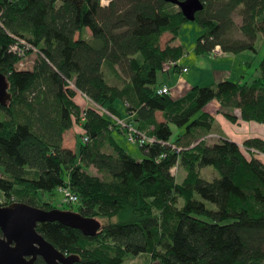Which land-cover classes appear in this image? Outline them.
I'll return each mask as SVG.
<instances>
[{
	"label": "trees",
	"instance_id": "1",
	"mask_svg": "<svg viewBox=\"0 0 264 264\" xmlns=\"http://www.w3.org/2000/svg\"><path fill=\"white\" fill-rule=\"evenodd\" d=\"M201 1L194 20L204 31L194 52L215 45L257 51L264 0ZM186 20L167 0H0V72L11 93L0 104V205L57 207L42 195L68 181L76 211L103 219L100 228L89 236L44 221L36 230L78 255L72 264H124L138 254L149 264H264V163L230 139L202 137L212 129L203 110L212 99L232 122L264 121V55L243 81L195 84L177 98L159 93V72L183 67H164L183 49L162 47L161 35L175 39ZM232 27L243 37L230 35ZM15 37L31 45L23 56L9 50ZM31 53V65L19 67ZM78 92L90 100L87 107L75 102ZM105 110L165 143L138 145L144 156L132 157L116 140L125 129ZM73 124L82 130L76 150L62 144ZM172 126L183 131L171 140ZM243 146L264 149V139L250 137ZM208 166L218 176L203 177ZM33 264L46 263L38 256Z\"/></svg>",
	"mask_w": 264,
	"mask_h": 264
},
{
	"label": "water",
	"instance_id": "2",
	"mask_svg": "<svg viewBox=\"0 0 264 264\" xmlns=\"http://www.w3.org/2000/svg\"><path fill=\"white\" fill-rule=\"evenodd\" d=\"M174 3L187 20L203 8L201 0H167ZM11 99L6 76L0 72V104ZM58 221L76 228L84 235H94L100 221L74 210L42 208L22 201L0 205V264H33L40 256L46 264H72L78 255L65 254L47 241L37 230L38 223Z\"/></svg>",
	"mask_w": 264,
	"mask_h": 264
},
{
	"label": "rangeland",
	"instance_id": "3",
	"mask_svg": "<svg viewBox=\"0 0 264 264\" xmlns=\"http://www.w3.org/2000/svg\"><path fill=\"white\" fill-rule=\"evenodd\" d=\"M106 0H100V2H104ZM234 23L236 25H239L240 23V17L237 14H234L233 16ZM204 31L203 27L198 24L195 20H186L181 24V27L179 29V32L173 41L179 42V45L182 46L183 49V56L181 58V63L179 62V65H186L189 70L188 72H179V71H173L169 70L159 72L158 79L162 82H167L169 84L175 82L178 77H183L186 79L190 84H199V85H206V84H213L215 82V77L212 74V69L217 68L215 67V63L224 61L225 57L213 59L214 56H207L206 53H196L194 52V45L196 41V37L202 34ZM230 35L234 37H243L242 34L237 30L236 27H232L230 31ZM256 52H250L248 50L242 51L241 53H244L243 58L250 60V65L245 66L247 69V75L244 77V79H247V76H250V74L255 70V67L257 66L259 60L264 55V39H262V36H258V39L256 41ZM240 53V55H241ZM35 54L31 53L28 55L24 62L25 66L31 65V62L34 60ZM27 63V64H26ZM164 67H166L164 65ZM231 69V67H230ZM233 75L231 76V79L234 80L238 75L241 73L239 72L240 69L235 66L233 68ZM89 101V100H88ZM117 106L121 104L120 100H117L115 103ZM97 106V105H96ZM99 108V106H97ZM102 111V110H101ZM81 128L77 127L76 124H73L69 129H67L63 135H62V144L71 147L73 150L77 149V141L80 138L81 134ZM182 128H178L176 126H172V136L171 140L176 137V135L180 132H182ZM210 140L208 142L214 140L208 137ZM117 142L119 145H121L129 154L134 156L137 159H141V157L144 155L142 150L139 148L137 144L130 143L126 140V138L120 134L117 137ZM193 143V142H192ZM106 150H110V148H106ZM175 169V170H174ZM174 172L177 169L175 166H173ZM90 173H95L96 171L94 169L89 170ZM181 175V170L179 173H176L177 175ZM183 174V173H182ZM201 175L207 179H211L214 176H218L217 170H215L213 167H205L201 170ZM43 199H46L48 201H51L54 205H56V208L59 209H66V210H77V203H66L61 201V195L57 190H52L51 194L45 193L42 195ZM207 206L210 208H214V206L210 203H207ZM100 223L103 222V219H99ZM150 258L149 256H146L145 254H138L135 256L129 257L124 264H149Z\"/></svg>",
	"mask_w": 264,
	"mask_h": 264
},
{
	"label": "crops",
	"instance_id": "4",
	"mask_svg": "<svg viewBox=\"0 0 264 264\" xmlns=\"http://www.w3.org/2000/svg\"><path fill=\"white\" fill-rule=\"evenodd\" d=\"M107 2H108V0L101 2V4H106ZM170 37H171V34L169 32H164L160 38V45L162 47L165 44L179 45V42H175L173 40H170ZM240 53L224 52L220 49V52L218 54L216 53L214 55V57H212L213 59H217V58L219 59L221 57L227 58L222 62L215 63L214 66L217 68L212 69V74L215 77L214 78L215 82L226 79V78L231 79V76L233 75L232 70L235 66H237L240 69V71H239L240 73L241 72L244 73L243 77L241 75H238L235 79L243 81L244 77L247 75L248 72H247V69L245 68V65H246L245 59L243 58L246 55H244V53H241V55H240ZM206 55L208 57L210 56L209 53H206ZM182 56L178 59L179 62L181 61ZM181 66L186 68V71H182V72H188L189 68L186 65H181ZM230 67H231V69H230ZM179 72H181V70ZM247 78H248V76H247ZM215 82H213V83H215ZM161 83H162V86L167 85L169 87V89H170L169 91H170L171 96L173 98L180 97L192 85L196 84V83L190 84L186 79H184L181 76L178 77V79L171 84H169L167 82H162V81H161ZM74 100L81 108H85L91 103L90 100L80 92H78L75 95ZM219 108H220V104L216 99H212L211 101H209L203 108V110L207 111L213 117V124H212L211 132L202 136L207 141L210 140L208 137H213V136L215 137V138H211L214 140H212L210 142L216 141L217 139H219L221 137H225L227 139H230V140L236 142L240 146V148L243 150V148H242V147H244L243 142L246 139H248L250 137H259L261 139H264V121L263 122H256V121H244V120L238 119L237 121L232 122L225 117V115L220 111ZM118 109L121 111L122 117L126 118L128 116V114L123 111L121 104L118 105ZM234 111H235L236 115L239 114V112L237 110H234ZM155 115H156L157 120L160 121L163 119L161 112L156 111ZM76 125H77V127H79L78 124H76ZM116 140H117V137H116ZM68 148L72 149L71 147H68ZM132 157H134V156H132ZM258 158L264 163V158H260V157H258Z\"/></svg>",
	"mask_w": 264,
	"mask_h": 264
},
{
	"label": "built area",
	"instance_id": "5",
	"mask_svg": "<svg viewBox=\"0 0 264 264\" xmlns=\"http://www.w3.org/2000/svg\"><path fill=\"white\" fill-rule=\"evenodd\" d=\"M15 39H17V42L14 44H11L9 46V50L12 52L18 53L20 56H23L24 55V52H23L24 49H28L29 47H31V45L29 42H27L23 38L15 37ZM219 52H220L219 45H215L214 48L209 53V55L214 56L216 53L218 54ZM24 60H25V58H23L19 61V63H18L19 67L25 66ZM178 64H179L178 59H175V60L170 59L165 63V66H166L165 68H169V67H172V66L178 65ZM181 70L186 71V68L182 67ZM157 91L159 93H166L169 91V87L166 85H163L160 88H158ZM105 113L109 114L118 126L125 129V138L128 142L137 144L139 146H142L144 144H152L153 142H159L161 144L165 143L164 141H161V140L155 138V136H153V135H148L144 131H140L132 123L127 122L125 119L117 117L116 115H113L106 110H105ZM82 140H86V137L83 136ZM171 146L174 147L173 144H171ZM242 148H243V151L247 154H252L255 157L264 158V149H259L257 147H253V146H251V147H245L244 146ZM175 168H176V166H175ZM174 170H173V167H171V171L173 172V174H174ZM57 191L61 195V201L62 202L77 203L79 200L78 195L70 189V187L68 185V181H65V185L59 186L57 188Z\"/></svg>",
	"mask_w": 264,
	"mask_h": 264
}]
</instances>
